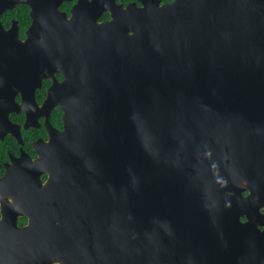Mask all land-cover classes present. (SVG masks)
<instances>
[{
  "label": "water",
  "instance_id": "95a60500",
  "mask_svg": "<svg viewBox=\"0 0 264 264\" xmlns=\"http://www.w3.org/2000/svg\"><path fill=\"white\" fill-rule=\"evenodd\" d=\"M119 10L132 22L124 34L114 14L92 41L66 44L68 29H59L38 46L49 61L75 59L66 84L94 81L99 102L68 114L39 157H20L5 178L24 169L54 185L101 179L87 213L101 217L100 240L118 243V264H260L243 258L242 223L225 196L232 171L252 156L264 160V141L254 140L264 135V114L256 115L264 106V0H150ZM37 31L33 23L24 46L40 42ZM234 189L231 182V196ZM68 202L72 226L81 225L76 211L85 207ZM82 234L73 228L72 239Z\"/></svg>",
  "mask_w": 264,
  "mask_h": 264
},
{
  "label": "flooded vegetation",
  "instance_id": "af4514ba",
  "mask_svg": "<svg viewBox=\"0 0 264 264\" xmlns=\"http://www.w3.org/2000/svg\"><path fill=\"white\" fill-rule=\"evenodd\" d=\"M147 1L150 0H0V59L4 61L0 66V264H118V243L100 240L101 217L87 213L97 206L94 200L101 197V179L93 186L91 178L63 177L54 185L47 173L37 176V172L24 169L16 170L15 176H5L20 157L36 160L37 147L64 130L68 114L78 117L87 104L99 102L94 81L66 84L75 59L69 65L70 60L63 54L56 63L49 61L39 56L44 50L38 46L50 45L46 41L60 36L55 32L59 29L69 31L63 34L66 44L83 37L92 41L103 33L97 26L113 20L114 14L124 34L132 22L126 21L127 13L119 9H143ZM174 1L159 0L161 5ZM66 19L84 27L67 24L63 28ZM33 23L39 31L34 39L41 43L35 41L28 48L23 42ZM12 29L17 30L16 36L6 34ZM136 30L134 27L129 33ZM88 50L80 49V53ZM23 60L37 64L22 65ZM260 100L264 102V98ZM258 109L256 115L263 117L264 106ZM254 140L264 141V135ZM231 174L234 180L230 179L229 185L235 184L234 194L230 195L228 185L225 197L227 208L242 223L237 230L243 233V258L264 264V160L252 156ZM79 182L84 185L80 187ZM71 200L80 209L85 207L76 211L82 214L79 226H72L70 211L64 208L71 207ZM110 219L113 216L107 223ZM73 228L82 230L83 239H72Z\"/></svg>",
  "mask_w": 264,
  "mask_h": 264
}]
</instances>
